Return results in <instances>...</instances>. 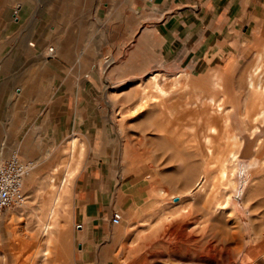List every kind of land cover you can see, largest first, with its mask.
Wrapping results in <instances>:
<instances>
[{
    "label": "rangeland",
    "instance_id": "374dc122",
    "mask_svg": "<svg viewBox=\"0 0 264 264\" xmlns=\"http://www.w3.org/2000/svg\"><path fill=\"white\" fill-rule=\"evenodd\" d=\"M248 2L208 51L130 76L136 0H0V163L15 155L27 168L25 203L0 218V264H264V121L255 120L264 0ZM31 40L64 42L66 55L28 49ZM258 66L260 95L248 88ZM217 73L223 89L213 86ZM67 86L76 97L60 100ZM73 157L79 165L63 188ZM88 174L113 178L122 219L86 250L74 216ZM60 187L48 239L38 216L47 219Z\"/></svg>",
    "mask_w": 264,
    "mask_h": 264
},
{
    "label": "crops",
    "instance_id": "0c3cea01",
    "mask_svg": "<svg viewBox=\"0 0 264 264\" xmlns=\"http://www.w3.org/2000/svg\"><path fill=\"white\" fill-rule=\"evenodd\" d=\"M248 5V0H136L135 7L140 11L141 24L135 38L129 39L131 45L125 60L131 65L130 76H139L140 73L161 67L181 66L188 58L208 51L224 39L227 31L242 21L243 8ZM29 43H33L34 47H30ZM26 46L31 50L44 48L43 44L41 46L33 40L28 41ZM49 48L54 47H45V54H49ZM56 50L64 56L67 45L61 42L54 48ZM67 87L63 91L68 93L59 95L60 100L76 97L69 92L72 88ZM30 88L26 87L27 92ZM85 88V85H80L77 90ZM79 96L85 98L83 93H79L77 98ZM85 103L79 101L66 105ZM78 182L81 183V191L77 192L75 208L78 212L74 218L81 236L88 240V250L94 247L92 242L95 235L109 230L119 195L115 192L111 197L109 195L111 188L114 191L113 178L99 175L98 179L93 180L88 174Z\"/></svg>",
    "mask_w": 264,
    "mask_h": 264
},
{
    "label": "bare ground",
    "instance_id": "6f19581e",
    "mask_svg": "<svg viewBox=\"0 0 264 264\" xmlns=\"http://www.w3.org/2000/svg\"><path fill=\"white\" fill-rule=\"evenodd\" d=\"M51 52H55L54 51V48H51L50 50H49V53H51ZM260 71H261V67L260 66H258L257 68H256V70L253 72V74L252 75H250V78H249V81H248V88H249V90H250V92H252L253 94H259L260 95V89H261V79H260ZM155 81L157 80V78H156V76H154V77H152ZM258 78V79H257ZM224 77L223 76H221L219 73H217V74H215L214 76H213V86L217 89H223L224 88V86H225V83H224ZM163 86V85H162ZM161 86V84H157L156 85V90L158 91V93H160L161 95H166L167 96V94H166V91L163 89V87ZM223 100V99H222ZM222 100H216L215 99V97L214 96H212L210 99H209V104L210 105H216V103L217 102H219L218 103V105L217 106H219V111H222L223 109L220 107L221 106V102H222ZM263 109H262V111H261V113L255 118V120H256V122H258L259 120H263L264 121V106L262 107ZM258 129V128H257ZM256 129V130H257ZM209 130V129H208ZM210 131L211 132H214V131H216V128H212V129H210ZM204 132V131H203ZM206 132V131H205ZM217 132V131H216ZM256 131H254L253 133H255ZM252 133V134H253ZM206 135V134H205ZM204 135V136H205ZM206 143H208L209 144V137H207L206 136ZM76 144H75V140H72L71 142H70V147L73 149V150H75L76 148H77V146H75ZM211 150V149H210ZM236 153V152H235ZM75 154H77L76 153V151H75ZM73 156V155H72ZM235 156V154H233L232 152L225 158V160H223L222 161V163H221V168H222V172H223V174H225L226 173V171H227V164L228 163H231V160H232V158ZM237 156V155H236ZM238 159V158H237ZM79 161H78V158H76V157H73V158H71V159H69L68 160V163H67V172H66V175L64 176V179H62L63 180V182H62V184H61V186L63 185V188L65 187V185H66V183L68 182V178L72 175V172L73 171H75V170H77V168H78V165H79V163H78ZM256 163V162H255ZM240 166V165H239ZM222 174V175H223ZM234 174V173H233ZM205 181H206V177L205 176H201L200 177V179L198 180V182H197V184H196V188H201L203 185H204V183H205ZM232 182H233V184L234 185H236V180L235 179H233L232 180ZM53 189H51V191L52 190H56V188H54V186L52 187ZM54 192V191H53ZM55 198H54V200H53V203H52V205H51V207H50V210H49V215H48V217H47V219H44V218H42L41 216H38V218H39V223L41 224V226H42V230H43V236L45 237V238H48V239H50V237H51V235H53L54 233H55V224L53 223V219L54 218H56L57 216H59V213L57 212V210H58V206L60 205V204H62V200H63V196L61 195V187L56 191V193H55V196H54ZM23 205H21V206H18L17 208H20V207H22ZM47 256V252H45V254H44V256ZM207 263V262H206ZM213 263V262H212Z\"/></svg>",
    "mask_w": 264,
    "mask_h": 264
},
{
    "label": "built area",
    "instance_id": "2783aa9c",
    "mask_svg": "<svg viewBox=\"0 0 264 264\" xmlns=\"http://www.w3.org/2000/svg\"><path fill=\"white\" fill-rule=\"evenodd\" d=\"M26 173V166L15 155L0 163V218L5 211L25 203L23 178ZM121 219V215L115 212L110 219V224L118 225Z\"/></svg>",
    "mask_w": 264,
    "mask_h": 264
}]
</instances>
